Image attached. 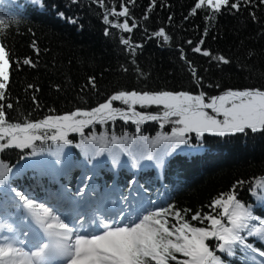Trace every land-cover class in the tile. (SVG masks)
Here are the masks:
<instances>
[{
  "label": "trees",
  "instance_id": "obj_1",
  "mask_svg": "<svg viewBox=\"0 0 264 264\" xmlns=\"http://www.w3.org/2000/svg\"><path fill=\"white\" fill-rule=\"evenodd\" d=\"M197 2L155 0L153 5L152 0H104L100 7L96 0H44L40 8L30 0H0V18L5 20L0 40L11 49L10 61L31 58L36 64H12L6 102L13 108L5 109L8 119L38 121L77 109L90 110L121 90L203 91L212 97L226 90L264 89V4L253 0L239 11L222 7L219 13L202 6L193 14ZM122 4L128 7L129 17L108 14L111 8L120 11ZM106 14L110 23H105ZM209 16L213 18L206 19ZM125 19L130 26L135 22L131 32L112 26ZM161 28L170 40L153 35ZM122 39H129L130 44L124 45ZM197 46L212 55L195 52ZM218 56L230 63L214 59ZM191 68L201 80L195 79ZM92 76L95 88L89 85ZM146 111L158 109L153 106ZM173 126L165 123L161 128L159 121L136 125L116 119L86 127L84 136L70 132L72 144L45 139L36 142L35 154L31 149L11 148L0 153V158L13 167L11 187L40 203L47 200L51 189L74 188L77 173L82 172L90 176L91 188L97 193L108 187L127 196L142 194L154 202L151 208L174 205L182 215L183 210H190L185 216L188 220L196 212H209L215 199L233 192L255 216L264 217V188L260 187L264 180V132L224 137L193 133L188 144L166 157L163 165L149 161L146 157L151 149L141 138L154 139L160 133H170ZM93 134L105 137L107 143L99 154L87 150L85 137L91 139ZM113 136L118 142H112ZM238 181L244 183L238 185ZM7 191L0 189V202H13L6 214H0V222H27L25 210ZM3 235L12 234L0 232ZM246 242L264 249L256 237L249 236ZM208 243L215 248L217 242ZM216 254L224 264H250L239 248L233 257Z\"/></svg>",
  "mask_w": 264,
  "mask_h": 264
},
{
  "label": "snow or ice",
  "instance_id": "obj_2",
  "mask_svg": "<svg viewBox=\"0 0 264 264\" xmlns=\"http://www.w3.org/2000/svg\"><path fill=\"white\" fill-rule=\"evenodd\" d=\"M30 2L40 8L44 7V0ZM96 2L104 7V0ZM126 2L134 3V0ZM259 3L264 4V0H259ZM152 4L155 5V0H152ZM252 4L253 0H231V3L230 0H198L192 13L195 14L202 6L219 13L222 7L239 11L242 5ZM108 14L129 17V9L122 4L120 11L111 8ZM108 14L104 17L105 23H110ZM59 15L63 16V13ZM250 15L255 19L254 12ZM4 25L5 20L0 18V29ZM112 26L125 32H131L136 27L135 22L130 26L128 19ZM153 35L164 41L170 40L163 28ZM121 42L124 45L130 44L129 39H122ZM200 43L203 44V40ZM32 46L38 54L39 49L34 41ZM193 50L202 52L204 56L212 55L210 51H202L198 46ZM10 52L7 44L0 40V153L15 148L31 149L35 154L36 142L45 139L69 145L72 144L68 139L70 132L84 136V129L96 123L105 124L121 119L141 125L146 121H159L161 128L165 123L174 125L171 132L160 133L151 140L148 137L141 139L151 149L146 158L163 165L166 157L181 145L188 144L189 136L193 133L197 137H203L206 133L224 137L246 131L264 132V89L226 90L212 97H207L203 91L191 94L183 91L121 90L90 110L77 109L64 115H49L38 121H12L5 111L13 108L11 102H6L10 68L12 64L31 67L36 64L31 58L10 61ZM214 59L224 64L230 63L224 56ZM191 72L197 81L202 79L196 76L195 68H191ZM95 80V76L89 77V85L93 88L96 86ZM114 102H121L124 107H115ZM153 106L158 109L157 112L146 111ZM111 140L113 143L118 142L115 136ZM85 142L89 145L87 150L97 154L107 147L105 137H97L95 134L91 139L85 137ZM119 142L122 143V140ZM160 146L163 147L156 154ZM13 173L10 163L0 158V189H8L25 210L26 218L31 220L35 230L31 234L24 232L25 239L21 240L12 224L0 222V232L12 234L0 236V264H224L221 256L216 254L217 251L233 257L237 248L245 254L250 264H264V249L246 242L247 237L253 236L264 243V217L255 216L249 206L236 198L234 192L226 198L222 195L215 199L209 205V212H196L191 220L185 219L190 210H183L182 215L181 210L169 205L145 208L135 214L121 209L110 216L86 222L78 216L54 211L52 207L11 187ZM243 183L237 182L238 185ZM87 187L85 184L78 189L77 196H83ZM260 187L264 188V180L260 182ZM216 209L219 211L215 212ZM192 221H198L204 226H196ZM209 240L217 242L215 248L210 246Z\"/></svg>",
  "mask_w": 264,
  "mask_h": 264
},
{
  "label": "rangeland",
  "instance_id": "obj_3",
  "mask_svg": "<svg viewBox=\"0 0 264 264\" xmlns=\"http://www.w3.org/2000/svg\"><path fill=\"white\" fill-rule=\"evenodd\" d=\"M117 107H124V105L121 102H118ZM148 112L155 113L153 111H148ZM77 174L78 175L75 181L76 183L74 185L75 186L74 188L66 185L62 188L51 189V191L48 194L47 200L44 201V204L46 206L52 207L54 211L59 210L60 212H62L61 208L57 206V201L54 200L59 199V201L60 200L63 201L65 199L67 200L68 206H72L73 205L72 203L74 202L76 206L81 207L82 209L89 208L90 210L89 211L87 210L88 213L82 212L78 214V217L85 220L86 222L88 220L98 219L101 216H105V215L110 216L113 213L121 211V209L135 214L138 210L151 208V204H154V202L150 203L148 199L142 194H141L142 196L139 194H136L134 196L133 195L127 196L124 195V193H122L121 191H118L117 189H110L108 187L101 190L100 193H97L91 188L92 180L88 174H84L82 172H79ZM85 184H87L88 187L84 189V195L77 196V190L81 189ZM54 196H56V199L54 198ZM9 202H13V201L7 200L6 203L0 202V214L7 213L6 208H8ZM118 208L120 209L118 210ZM13 227L16 228L17 230L16 235L21 240L25 239L23 236L24 232L28 231L31 234V232L35 230V226L30 219H28L27 222L25 220L17 221L13 225ZM54 264H59V262H54Z\"/></svg>",
  "mask_w": 264,
  "mask_h": 264
},
{
  "label": "bare ground",
  "instance_id": "obj_4",
  "mask_svg": "<svg viewBox=\"0 0 264 264\" xmlns=\"http://www.w3.org/2000/svg\"><path fill=\"white\" fill-rule=\"evenodd\" d=\"M86 197V196H84ZM54 198L56 199V196H54ZM54 201H57V206L61 208V211L62 213L66 214V215H70V216H78L79 213H82V212H87L90 210L89 208H81V207H78L76 206V204L73 202L72 204H69V205H72V206H68L67 204V200H63V201H59L58 200H54ZM74 201V200H73ZM81 206V205H80ZM70 207V208H69ZM121 208V207H120ZM118 208V210L120 209ZM88 210V211H87ZM82 215V214H81ZM80 216V215H79Z\"/></svg>",
  "mask_w": 264,
  "mask_h": 264
}]
</instances>
